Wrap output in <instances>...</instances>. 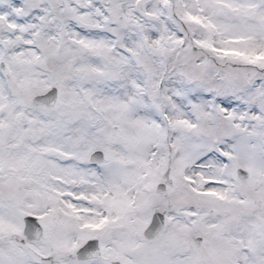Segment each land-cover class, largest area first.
Listing matches in <instances>:
<instances>
[{"label":"snow or ice","instance_id":"obj_1","mask_svg":"<svg viewBox=\"0 0 264 264\" xmlns=\"http://www.w3.org/2000/svg\"><path fill=\"white\" fill-rule=\"evenodd\" d=\"M0 264H264V0H0Z\"/></svg>","mask_w":264,"mask_h":264}]
</instances>
